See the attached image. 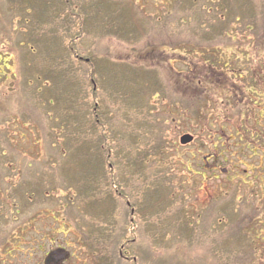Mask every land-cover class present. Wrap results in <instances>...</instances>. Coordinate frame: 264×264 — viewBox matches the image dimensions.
Masks as SVG:
<instances>
[{"label": "rangeland", "instance_id": "rangeland-1", "mask_svg": "<svg viewBox=\"0 0 264 264\" xmlns=\"http://www.w3.org/2000/svg\"><path fill=\"white\" fill-rule=\"evenodd\" d=\"M216 2L0 0V264H264V0Z\"/></svg>", "mask_w": 264, "mask_h": 264}, {"label": "trees", "instance_id": "trees-1", "mask_svg": "<svg viewBox=\"0 0 264 264\" xmlns=\"http://www.w3.org/2000/svg\"><path fill=\"white\" fill-rule=\"evenodd\" d=\"M228 1L229 0H227V1H225V2H223L222 0H217V2H216V4H219V2H221L223 5H224V7H223V9H224V11L221 13V15H223V20H225L226 19V17L228 16V15H230V11L229 10H226V8L228 7V6H225L227 3H228ZM230 6V5H229ZM216 10L217 9H215L214 11L216 12ZM246 14H249V16H250V14H251V12H249V13H246ZM241 15L242 16H244L245 14L243 13V11L241 10ZM239 21V18H237V21L236 22H238ZM242 23H241V27L242 28H244L245 30H250V31H252L253 29H254V26H255V23H252V22H249L248 21V19L247 18H245V17H242V21H241ZM223 29V28H222ZM257 29V28H256ZM258 30V29H257ZM222 31V30H221ZM225 31H227L226 29L225 30H223V32H225ZM254 33H256V30L254 31ZM219 36L220 37H226V39H231V40H233V37L230 35V34H228L227 32H225V34H222V32H220L219 33ZM234 72V71H233ZM200 82V81H199ZM252 88H253V90H255V86L253 85L252 86ZM253 90H250V91H253ZM239 95H237V97H238ZM232 99V98H231ZM238 99H239V97H238ZM202 100H204V99H202ZM232 101V103H233V106H232V108L234 109V110H238L239 108L237 107L239 104L240 105H246L245 103H239L240 101H238V100H235V97L231 100ZM181 102V101H180ZM228 103H231V102H228ZM247 103H256V102H254L253 101V99L252 98H248V102ZM185 107H188V106H185Z\"/></svg>", "mask_w": 264, "mask_h": 264}, {"label": "water", "instance_id": "water-1", "mask_svg": "<svg viewBox=\"0 0 264 264\" xmlns=\"http://www.w3.org/2000/svg\"><path fill=\"white\" fill-rule=\"evenodd\" d=\"M180 141H181L182 144L189 143L190 141H192V136L185 134V135H183L181 137V140Z\"/></svg>", "mask_w": 264, "mask_h": 264}, {"label": "flooded vegetation", "instance_id": "flooded-vegetation-1", "mask_svg": "<svg viewBox=\"0 0 264 264\" xmlns=\"http://www.w3.org/2000/svg\"><path fill=\"white\" fill-rule=\"evenodd\" d=\"M211 157V156H210ZM209 158V157H208Z\"/></svg>", "mask_w": 264, "mask_h": 264}]
</instances>
